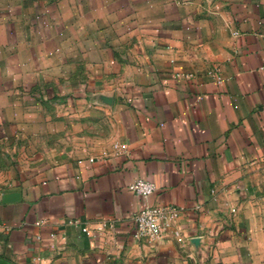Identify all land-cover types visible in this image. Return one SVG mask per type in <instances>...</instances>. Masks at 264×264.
<instances>
[{"label": "crops", "instance_id": "1", "mask_svg": "<svg viewBox=\"0 0 264 264\" xmlns=\"http://www.w3.org/2000/svg\"><path fill=\"white\" fill-rule=\"evenodd\" d=\"M0 259L264 264V0H0Z\"/></svg>", "mask_w": 264, "mask_h": 264}, {"label": "built area", "instance_id": "2", "mask_svg": "<svg viewBox=\"0 0 264 264\" xmlns=\"http://www.w3.org/2000/svg\"><path fill=\"white\" fill-rule=\"evenodd\" d=\"M128 189L137 195L148 196L152 194L156 185L149 180L137 178L128 184ZM178 217V209L172 205H146L133 215L135 239L148 237L150 239H162ZM77 223V220H70ZM39 222H36L38 224ZM105 222H101L102 229ZM87 230L86 227L83 228ZM45 264V263H40Z\"/></svg>", "mask_w": 264, "mask_h": 264}, {"label": "water", "instance_id": "3", "mask_svg": "<svg viewBox=\"0 0 264 264\" xmlns=\"http://www.w3.org/2000/svg\"><path fill=\"white\" fill-rule=\"evenodd\" d=\"M0 264H7L4 260L0 259Z\"/></svg>", "mask_w": 264, "mask_h": 264}]
</instances>
